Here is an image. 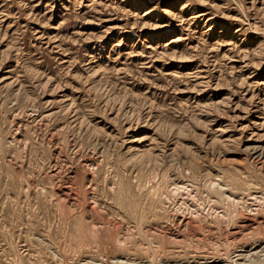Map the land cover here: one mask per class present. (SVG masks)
Listing matches in <instances>:
<instances>
[{"label":"rangeland","instance_id":"rangeland-1","mask_svg":"<svg viewBox=\"0 0 264 264\" xmlns=\"http://www.w3.org/2000/svg\"><path fill=\"white\" fill-rule=\"evenodd\" d=\"M0 264H264V0H0Z\"/></svg>","mask_w":264,"mask_h":264}]
</instances>
